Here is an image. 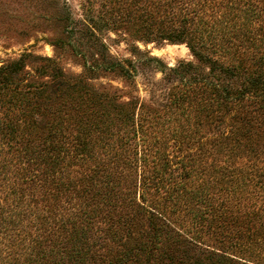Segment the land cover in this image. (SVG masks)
I'll return each instance as SVG.
<instances>
[{"label":"trees","instance_id":"1","mask_svg":"<svg viewBox=\"0 0 264 264\" xmlns=\"http://www.w3.org/2000/svg\"><path fill=\"white\" fill-rule=\"evenodd\" d=\"M107 6L106 27L192 60L168 67L129 38L118 60L93 21L86 70L154 64L146 102L55 101L28 55L0 66V264H183L192 249L264 264V0Z\"/></svg>","mask_w":264,"mask_h":264},{"label":"rangeland","instance_id":"2","mask_svg":"<svg viewBox=\"0 0 264 264\" xmlns=\"http://www.w3.org/2000/svg\"><path fill=\"white\" fill-rule=\"evenodd\" d=\"M109 1L0 0V66L28 55L23 61L24 69L44 85L46 95L55 101H73L76 105L82 97V101L102 99L101 102L108 104L129 99L146 102L150 92L157 93L155 84L162 80L154 64L135 63L131 79L102 69L86 70L97 60L93 54L98 49L89 41L92 22H100L95 35L121 61L133 60L126 38L130 46H138L145 55L158 58L168 67L192 60L191 54L185 45L136 42V37H129L134 33L129 25L106 27L100 18L110 16L106 12ZM182 257L183 264H243L209 256L197 249L184 250Z\"/></svg>","mask_w":264,"mask_h":264}]
</instances>
